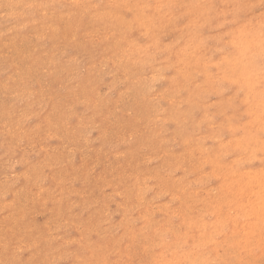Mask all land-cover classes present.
<instances>
[{
  "label": "rangeland",
  "instance_id": "374dc122",
  "mask_svg": "<svg viewBox=\"0 0 264 264\" xmlns=\"http://www.w3.org/2000/svg\"><path fill=\"white\" fill-rule=\"evenodd\" d=\"M0 264H264V0H0Z\"/></svg>",
  "mask_w": 264,
  "mask_h": 264
}]
</instances>
